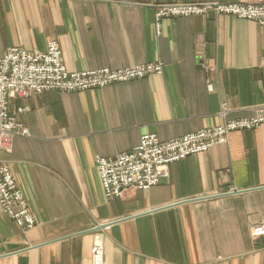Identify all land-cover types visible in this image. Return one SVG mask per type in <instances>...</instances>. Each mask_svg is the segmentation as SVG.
<instances>
[{"label":"crops","instance_id":"0c3cea01","mask_svg":"<svg viewBox=\"0 0 264 264\" xmlns=\"http://www.w3.org/2000/svg\"><path fill=\"white\" fill-rule=\"evenodd\" d=\"M166 1L0 0V56L43 51L53 39L69 70L163 62L161 73L130 82L11 100L28 135L0 149V163L35 226L21 230L0 207V264H90L96 232L104 264H264V244L250 235L264 217V124L172 163L148 189L103 194L97 157L131 149L142 134L169 140L216 126L222 103L229 119L264 104L262 28L210 12L162 19L158 33L152 4Z\"/></svg>","mask_w":264,"mask_h":264},{"label":"built area","instance_id":"2783aa9c","mask_svg":"<svg viewBox=\"0 0 264 264\" xmlns=\"http://www.w3.org/2000/svg\"><path fill=\"white\" fill-rule=\"evenodd\" d=\"M154 21L159 33L163 17L224 14L257 23L263 30L264 62V1L243 2H160L152 4ZM163 62L135 65L127 68H95L68 70L56 40H50L44 51H29L12 47L0 56V148H8L16 135H26V127L10 113V98H26L44 91H78L104 87L114 82L143 78L162 72ZM228 109L222 103L220 124L201 128L172 138L160 140L154 133L140 136L133 148L113 157H98L96 167L103 194L107 200L122 196L126 189H148L167 177L168 168L188 156L202 153L216 144L226 143L233 131L257 128L264 124V104L251 108L249 116L227 118ZM0 207L23 230L32 228L35 220L21 190L6 165L0 164ZM255 239L264 241V217L250 228ZM91 264H104L100 244L93 247Z\"/></svg>","mask_w":264,"mask_h":264},{"label":"rangeland","instance_id":"374dc122","mask_svg":"<svg viewBox=\"0 0 264 264\" xmlns=\"http://www.w3.org/2000/svg\"><path fill=\"white\" fill-rule=\"evenodd\" d=\"M167 3H170V2H176V1H174V0H168V1H166ZM178 2V1H177ZM154 8V7H153ZM154 13H155V11H154ZM210 13V12H209ZM208 13V14H209ZM211 13H213V12H211ZM215 16H219V15H224V14H215V13H213ZM207 15V14H206ZM189 16H193V15H189ZM155 17V16H154ZM177 17H188V16H177ZM165 18H176V17H163L162 19H165ZM161 19V20H162ZM51 40H53V39H51ZM48 41H50V40H48ZM48 41H47V43H48ZM56 42L58 43V41L56 40ZM47 43H46V47H47ZM58 45H59V43H58ZM46 47H45V49H46ZM59 47H60V45H59ZM10 49V48H9ZM44 49V50H45ZM60 49H61V47H60ZM26 50V49H25ZM43 50V51H44ZM39 52H41V51H39ZM61 52H62V49H61ZM62 59H63V63L65 64V62H64V58H63V53H62ZM263 61V60H262ZM157 62H160V61H157ZM150 63H155V62H149V64ZM142 64H148V63H142ZM142 64H134V65H132V66H128V67H133V66H135V65H142ZM65 66H66V64H65ZM67 67V66H66ZM104 68H107V67H104ZM122 68H127V67H122ZM68 69V68H67ZM111 69V68H110ZM162 69H163V65H162ZM72 71H74V70H72ZM81 71H83V70H81ZM152 74H156V73H151V74H148V75H146L145 77H143V78H146L147 76H150V75H152ZM137 79H142V78H135V79H131V80H128V81H122V82H114V83H111V84H119V83H125V82H130V81H133V80H137ZM111 84H109V85H111ZM108 86V85H107ZM104 87H106V86H104ZM101 88H103V87H96V88H90V89H101ZM90 89H85V90H81V91H86V90H90ZM44 92H46V91H44ZM44 92H41V93H44ZM58 92H66V91H58ZM68 92H80V90H78V91H68ZM41 93H38V94H41ZM33 95H37V94H33ZM33 95H30V96H33ZM30 96H28V97H30ZM28 97H26V98H28ZM13 98H21V97H18V96H14V97H11L9 100H10V113L12 114V115H14V118L16 119V121H18V119H17V114L18 113H21V112H23L24 111V108H14L12 105H11V100L13 99ZM26 98H21V99H26ZM18 122H20V121H18ZM20 123H22V122H20ZM23 125H24V123H22ZM25 126V125H24ZM26 127V126H25ZM27 129V128H26ZM253 129H255V128H253ZM247 130H250V129H247ZM27 132H28V130H27ZM20 135V134H19ZM28 135V133L26 134V135H20V136H27ZM17 136V135H16ZM15 137V136H14ZM13 137V138H14ZM161 140V139H160ZM170 140V139H169ZM12 141H13V139H12ZM163 141H166V140H163ZM11 144H12V142H11ZM224 144V143H223ZM133 148V147H132ZM0 149H5V148H0ZM100 157H102V156H100ZM113 157V156H112ZM98 158V157H97ZM96 158V159H97ZM95 162H96V160H95ZM0 164H3V163H0ZM3 165H5V164H3ZM7 166V165H6ZM8 167V166H7ZM9 168V167H8ZM10 170V169H9ZM11 171V170H10ZM12 173V172H11ZM168 174H169V168H168ZM13 175V174H12ZM168 176V175H167ZM14 178V177H13ZM166 178V177H165ZM15 180V179H14ZM162 180V179H161ZM160 180V181H161ZM159 181V182H160ZM158 182V183H159ZM15 183H16V181H15ZM157 183V184H158ZM156 184V185H157ZM16 185H17V183H16ZM154 186V185H153ZM17 187H18V185H17ZM150 187H152V186H150ZM149 187V188H150ZM19 188V187H18ZM20 189V188H19ZM130 189V188H129ZM127 190V189H126ZM125 190V191H126ZM22 192V191H21ZM124 193V192H123ZM23 194V193H22ZM123 195V194H122ZM23 197H24V195H23ZM25 199V198H24ZM26 201V200H25ZM27 203V202H26ZM27 206H28V204H27ZM28 209H29V207H28ZM3 211V210H2ZM29 211H30V209H29ZM30 213H31V211H30ZM32 214V213H31ZM33 216V215H32ZM11 219V218H10ZM12 220V219H11ZM34 220H35V218H34ZM13 221V220H12ZM14 222V221H13ZM15 223V222H14ZM16 224V223H15ZM17 225V224H16ZM18 226V225H17ZM35 226V225H34ZM33 226V227H34ZM19 227V226H18ZM32 227V228H33ZM252 227V226H251ZM21 230H23L21 227H19ZM32 228H29V229H26V230H23V231H27V230H30V229H32ZM101 229V228H100ZM100 229H98V230H100ZM98 230H94V231H98ZM251 235V234H250ZM251 237L253 238V239H255L252 235H251ZM256 240H261V239H256ZM261 242H263V244H264V241L263 240H261ZM98 244H100V246H101V248H102V253H103V259H104V248H103V239H102V236H101V234L100 233H98V232H96V233H94L93 234V238H92V242H91V247H90V264H91V257H93V247L94 246H97Z\"/></svg>","mask_w":264,"mask_h":264},{"label":"water","instance_id":"95a60500","mask_svg":"<svg viewBox=\"0 0 264 264\" xmlns=\"http://www.w3.org/2000/svg\"><path fill=\"white\" fill-rule=\"evenodd\" d=\"M220 195H224V193H220V194H216V195H212V196H204V197H200V198H193V199H190V200H187V201H194V200H200V199H209V198H212V197H216V196H220ZM105 225L102 224V225H99V226H96L94 229L92 230H87V231H94V230H98L100 228H103Z\"/></svg>","mask_w":264,"mask_h":264},{"label":"bare ground","instance_id":"6f19581e","mask_svg":"<svg viewBox=\"0 0 264 264\" xmlns=\"http://www.w3.org/2000/svg\"><path fill=\"white\" fill-rule=\"evenodd\" d=\"M69 70V69H68Z\"/></svg>","mask_w":264,"mask_h":264}]
</instances>
